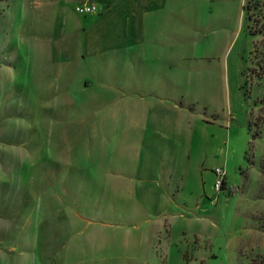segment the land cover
<instances>
[{
  "label": "rangeland",
  "instance_id": "obj_1",
  "mask_svg": "<svg viewBox=\"0 0 264 264\" xmlns=\"http://www.w3.org/2000/svg\"><path fill=\"white\" fill-rule=\"evenodd\" d=\"M244 3L180 0L142 83L81 59L75 6L0 0V264H264V36ZM124 90L158 98L120 110Z\"/></svg>",
  "mask_w": 264,
  "mask_h": 264
},
{
  "label": "crops",
  "instance_id": "obj_2",
  "mask_svg": "<svg viewBox=\"0 0 264 264\" xmlns=\"http://www.w3.org/2000/svg\"><path fill=\"white\" fill-rule=\"evenodd\" d=\"M60 2L75 6V12L80 15L76 30L70 33L76 38V48L79 50L82 60H86L98 68H107L110 76L114 75L113 77L117 81L122 82L129 79L131 81L135 74L141 77L142 83H148L152 80L148 76L149 74H156L153 79L160 80L161 73L158 74L154 70L161 64V61L157 60L159 52L164 50L165 45H173L170 38H166V36L177 32L173 27H166L165 23L172 16L178 14L180 0H59ZM83 2L96 3L99 11L87 15L78 13L76 6ZM188 57L191 59L190 56ZM168 76L169 78L173 77ZM123 86L126 88V85L122 84L120 89ZM124 91L127 93L125 97L127 104H125L126 101L122 103L118 97H111L113 99H111L107 111L112 119L110 128L116 129L115 121L122 117L119 115V110L114 109L116 108L113 106L114 104L120 102L122 103L120 110L123 108L127 110L125 106L131 108L140 103L135 101V98H158L157 93L153 91L147 92L149 94L147 96L144 95L146 91L144 93H132L130 96V91ZM133 94L138 96H132ZM188 106L185 104L183 107ZM128 121L129 123L126 122L129 125H139L142 122L138 117L128 119ZM127 125L125 129L128 128ZM61 195L64 196L65 192ZM77 217L89 224L97 221L87 219L85 215ZM100 221L104 225L107 223L109 225L110 222L105 218L100 219ZM35 260L34 258V263Z\"/></svg>",
  "mask_w": 264,
  "mask_h": 264
},
{
  "label": "trees",
  "instance_id": "obj_3",
  "mask_svg": "<svg viewBox=\"0 0 264 264\" xmlns=\"http://www.w3.org/2000/svg\"><path fill=\"white\" fill-rule=\"evenodd\" d=\"M243 9L246 12V19L252 21L248 24L249 33L252 35L261 34L264 36V0H244ZM250 133V128H248ZM251 140L249 149L253 146V141L259 137V132L250 133ZM238 187L234 186L232 193L237 192Z\"/></svg>",
  "mask_w": 264,
  "mask_h": 264
},
{
  "label": "built area",
  "instance_id": "obj_4",
  "mask_svg": "<svg viewBox=\"0 0 264 264\" xmlns=\"http://www.w3.org/2000/svg\"><path fill=\"white\" fill-rule=\"evenodd\" d=\"M76 11L80 14L87 15L97 13L99 8L94 2H83L76 6ZM214 173L217 176L215 187L221 190L226 181V170L224 167H216L214 168Z\"/></svg>",
  "mask_w": 264,
  "mask_h": 264
}]
</instances>
